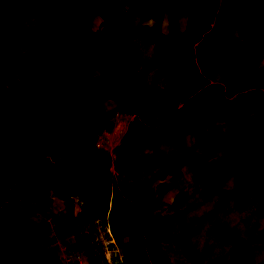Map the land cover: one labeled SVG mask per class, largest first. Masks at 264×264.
Instances as JSON below:
<instances>
[{
  "label": "trees",
  "instance_id": "trees-1",
  "mask_svg": "<svg viewBox=\"0 0 264 264\" xmlns=\"http://www.w3.org/2000/svg\"><path fill=\"white\" fill-rule=\"evenodd\" d=\"M182 1L187 5L202 2ZM63 3V0H0V29L6 31L4 39L8 48L18 55L34 51L31 57H22L18 65L10 62L0 51V175L3 156L10 151H17V156L18 152L21 156H36L40 125L25 121L24 117L39 95L50 89H70L69 80L55 73L53 59L57 57L74 68L84 69L83 61L88 52L85 41L90 37L95 43L98 74L93 76L85 72L78 86H87L91 97H105L114 90L126 89L135 66L141 60L135 95L125 103V108L137 116L130 121L131 129L126 131L115 150L125 159L114 173L111 154L96 147L82 154L78 160L57 158L50 165H70L75 169L76 174L84 179L92 210L94 203L91 197L104 194L108 204V235L118 240L123 233L131 231L135 240L144 243L153 264H158L156 255L162 241L180 247L192 264H206L202 252L186 251L180 235L170 231L163 211L177 204L179 193L186 201L182 211H215L217 205L209 188L220 187L232 173L239 175L242 187V192L234 196L238 208L246 207L245 195L255 187L258 212L264 213V110L256 111L258 126L254 130L252 124L256 112L242 114L238 106H233L227 116L220 115L190 144L189 136L206 126V121L189 118L184 107L168 112L167 106L174 100L185 103L193 86H203L210 80L224 84L229 97L250 87V82L241 80L240 73L230 70L226 57H220L212 64L210 50L219 40L220 33L235 21H252L255 28L264 25V0H212L218 5L214 25L183 9L166 11V0H79L78 5L69 6L73 29L62 33L56 29L55 21ZM36 26L41 30L39 49L35 48L32 32ZM62 35L76 39L77 47L72 50L58 47L53 41ZM250 40L254 42L255 37ZM246 47L247 43L242 42L233 55L246 56ZM26 69L24 86L15 75ZM246 71L249 72V68ZM217 98L221 102L220 94ZM58 112L65 118L58 121L56 129L60 128V135L65 138L68 116L75 110L62 104L58 106ZM236 118H241L245 126L235 125ZM220 120L225 121L227 129L222 128ZM145 125L158 127L159 137H151L144 129ZM177 129L183 133L182 153L194 158L198 175L191 187L181 188L175 193L171 182L158 180L153 186L149 177H141V174L145 157H148L150 170L161 163L166 151L159 144L160 137H167ZM243 129L254 131L255 135L252 143H244L243 154L247 157L256 154L257 158L234 167L228 139ZM29 142L33 144L30 152L27 148ZM195 147L202 148L205 155L198 156L193 151ZM254 169L262 171V176L256 183H250L249 177ZM28 171V168H21L18 172L24 174ZM13 199L12 193L0 191V264H15V256L24 240L12 225L17 213ZM224 227L229 237L238 236V231L229 229L226 224ZM180 229L186 230V227L180 225ZM28 264L64 263L49 253L46 258H38Z\"/></svg>",
  "mask_w": 264,
  "mask_h": 264
},
{
  "label": "rangeland",
  "instance_id": "rangeland-1",
  "mask_svg": "<svg viewBox=\"0 0 264 264\" xmlns=\"http://www.w3.org/2000/svg\"><path fill=\"white\" fill-rule=\"evenodd\" d=\"M63 1V6L57 11L58 14L55 24L56 29L62 31V33L73 29L71 20H68L69 6L78 5L79 3V0ZM164 9L168 12L183 9L188 14L195 15L200 20L205 21L210 25H214L218 17V5L213 4L212 0H202L199 5H187L185 1L182 0H166ZM253 25L254 24L252 21H248L245 19L235 21V23L229 29L224 30L220 33L219 40L211 47L210 50V61L215 62V60L220 57H226L230 70L240 73L242 81L251 83L248 89L229 97L226 94V89H222L223 87L221 84L207 82L203 86H193L190 90V97L189 99H187L185 104L176 100L168 104V112H171L175 108L181 110L184 105V112L188 115V117H193L195 119L200 118L208 121L206 122V126H203L201 129L193 132L189 136L190 144H193L196 139L202 134V132L209 128V124L215 121V119L219 118L220 115L223 114L227 116L233 106H238L241 113L246 115L249 113H254L257 110L258 112L259 110H264V25L261 24L258 28H255ZM32 32L37 46L41 47V30L39 26L33 27ZM5 33L6 31L4 28L0 29V51L8 49L7 40L4 39ZM252 36L255 37L254 42L250 40ZM86 42L88 46L91 45L90 48L92 50V52L87 54L85 59L86 67L84 66V69L86 68V71L83 68L68 67L66 63H64V61L62 62L59 58H57L56 67L62 68L60 70L67 73L68 77H70V79L72 80L71 82L74 87H72L68 91H50L38 96V110L32 109L31 111H29L28 114L24 117V120L34 123L35 118L39 117V115L37 114L41 113L46 115V117L42 119H44L48 126L45 128L42 125L43 122L38 121V119L36 120V124H40L41 131L38 136L35 157L30 158L29 156H21L19 152V156H17L15 154L17 151H10L9 154L3 156L6 158V163L2 164L3 172L2 175H0L1 191L7 192L6 189L9 190L12 187L16 188V186L14 185V181L16 180V177L21 176V174L18 172L21 168H28V170H30L34 165H36L40 167V169L38 168V170H41L42 168H48V166H50L49 163L53 160H56L58 156L69 158L71 156V151L69 153L65 152L62 149L71 148V142L69 141L74 139H79L83 143L82 144L80 142L78 146V148H83V150L77 149L73 155H76V158L78 157V155H82L83 153H85L82 151H86L88 149H93L96 147H104V149L107 150L113 158L111 169L114 173L117 172V166L124 162V156L120 153H116L115 150L121 143L126 131L131 129L130 121L137 116L136 114L131 113L125 108V103L128 99L133 98L135 95L139 80L141 60H139V62L135 66L134 75L129 79L126 89L122 91L114 90L105 97L94 96L92 98L88 93L89 89H86L87 86L81 85L79 87L77 83L79 79H81L85 75V72L91 75H96L95 72L98 70L95 62L96 55H94L95 43L92 42L90 37H86ZM242 42L247 43L246 56L233 55V52L238 49ZM54 43L61 46V48L64 50H72L74 47H77L76 39H73L72 37H69L67 35L59 36L54 40ZM93 43L94 45L92 46ZM33 52L34 51L32 49L30 50V52L25 54H17L16 56L10 55V60L12 62H15L16 64L18 63L19 59H21L22 57L26 58L27 56L32 55ZM248 68L249 72L246 71ZM27 72L28 69L19 71L15 75L17 80L20 81L24 86L26 85ZM83 94L89 95V97H87L85 101L80 97ZM219 94L221 102H219L217 98ZM70 100L73 101L72 105L78 107L79 109L77 113H71V115L68 116V119H71L69 132L66 131V137L62 138L59 132L60 128L57 130L56 126L52 127V124L56 123L57 125L58 121L65 118L63 114H60L58 112V104H71ZM79 110L81 111V113H83V115H80ZM48 115H50V117H47ZM254 115L255 118L252 124V128L256 130L258 126V113L256 112ZM220 122L223 129L228 128V125L225 123V121L220 120ZM86 124L88 125L87 133L85 132ZM234 124L240 127L245 126V123L241 118L234 119ZM144 129L151 137H159V135H157L158 132H160L158 127L155 129L152 126L145 125ZM253 133L254 131L249 132L243 129L240 134L231 135L229 137L228 148L233 156L234 167L249 160L250 162L251 160H256V154H252L251 157H247L243 154L242 151L244 143H252L253 139L255 138V135ZM104 134H107L109 136L107 141H103L104 139L102 138V136ZM182 139V133L180 130L168 133L167 137H160L159 144L163 145L166 154L162 158L161 163L156 165L152 170H150L148 167V157L142 159L141 177H149L153 186L158 180L171 182L173 184V190H175V193H177L181 188H184V186L193 183V180H195L198 175V168L195 165L194 158L191 155L182 153ZM100 141L103 147L100 145ZM262 144L264 146V141L262 142ZM32 147V142H29L27 147L29 152L30 149L32 150ZM193 151L198 156L205 155L204 150L200 147H195ZM12 161L14 163L13 166L11 165V163H9ZM15 161H17L18 163H16ZM68 166L66 167L68 168ZM67 168L65 170L68 176H71L73 173L71 171H68ZM70 168L75 170L72 166ZM64 169L62 168V170ZM36 172L37 171L35 170L29 174V183H27L28 185L24 189L28 190L30 188L27 192V202L31 203V201H34L36 206H41L42 209V202L45 199V203L50 201L51 204H53V202L49 198L50 194L55 196L57 194V188H61V190H63L66 186L64 183L62 184V182L61 184L60 182L57 184L52 179H41ZM66 172L63 173L62 176H66ZM261 176L262 171L254 169L251 171L249 182L256 183ZM40 182L46 183L40 186L36 185L32 187L33 184ZM241 192L242 187L239 184V175L237 174H229L225 183L220 187H210V193L213 197V200H215L217 204H222L225 207H228L229 203H232L234 196ZM255 192L256 188L254 187L248 194L245 195V198L249 200V208L244 211L239 210L245 216H257L253 211V202L255 200H252L254 198ZM18 193L19 196L16 197L17 199H13L14 204L17 207L19 205V198L21 197V189L18 190ZM54 196H51L52 199ZM101 196L103 202H105L104 194H101ZM176 201L177 204L173 208L163 211V214L165 215L170 231L172 233L179 234L181 237L184 236L186 234L185 232L187 231L181 230L180 225L190 227L191 220L189 221V219L186 217L187 215L184 214L185 212L182 211L183 207L181 205L184 202V198L181 193L178 194ZM104 213V208H100L99 216L101 220L99 221V223L102 226V222L105 217ZM42 215L43 213L39 212L32 216V219L37 221L40 227L37 230H33V234L31 231H28V234H23L25 236L27 245L33 246V248H35L36 250L42 247L39 237L42 233V228L45 230V235H48L52 229L50 224L45 222V217ZM263 215L264 213H260V216L258 217L260 219V222L264 220ZM17 216L14 218V220H16ZM261 229L263 228L260 226V230L259 228L258 230L264 233V231ZM131 234L132 232L128 231L124 233V236L122 238L121 252L126 255V257L129 250L125 249L124 245L125 242L128 241ZM192 237L193 236L190 235L189 239H192ZM86 240L89 244L94 241L93 236H89V240ZM207 244L211 246L210 242H207ZM92 245L98 248V250L94 253L101 254V252L103 253L102 250L106 243L103 238H100L99 240L94 241ZM187 251L189 253H193V250ZM16 255L17 256H15V264H25L24 257L21 256L22 254L19 253V251ZM87 256H89L88 252L87 254L82 255L84 264H89ZM38 257V255L34 256V258ZM101 257V261L105 263L106 258L104 254H101ZM156 259L158 260V264H192V262L184 256L183 251L180 247H178L174 243L167 241H162L161 249H159V252L156 255ZM236 263L240 264V262Z\"/></svg>",
  "mask_w": 264,
  "mask_h": 264
},
{
  "label": "crops",
  "instance_id": "crops-1",
  "mask_svg": "<svg viewBox=\"0 0 264 264\" xmlns=\"http://www.w3.org/2000/svg\"><path fill=\"white\" fill-rule=\"evenodd\" d=\"M22 1H30V0H22ZM68 20H71L70 16L68 17ZM93 45L94 43L92 44V46ZM57 46L61 48V46L59 45ZM86 47L88 48L87 50L88 52L86 53L87 56V54L92 52V50L90 48L91 45L88 46L87 42H86ZM35 48L39 49L40 47L37 46V44L35 43ZM2 52L6 54L7 59H9V61H11L10 55H15V56L17 55L11 52L9 48L2 50ZM28 52L30 51H27L25 53ZM32 55H30L29 57H31ZM85 59L83 61V64L86 67ZM56 60L57 57L53 59L55 73L65 76L70 82V89H71L72 87H74L71 82L72 80L70 79V77H68L65 71L60 70L62 68L56 67L57 65ZM19 61L16 64L15 62L12 61L11 62L15 65H18ZM60 61L63 62L62 59H60ZM211 63L213 64L215 62H211ZM66 65L68 67L73 68L72 65L69 64ZM95 73L97 75L98 70ZM209 82L218 84V82H214L212 80H210ZM221 85L223 87L222 89H226L227 91L226 86L224 84ZM50 91L54 92V91H62V90L50 89L46 92H50ZM80 97L82 100L85 101L87 97H89V95L83 94ZM37 98L35 104L33 105L32 108L33 110L35 109L38 110L37 108L39 107V104ZM70 102L71 104L61 103L58 104V106L64 104L66 106L72 107L73 101L70 100ZM73 107L75 112L77 113L79 108L76 106ZM79 113L80 115H83V113H81L80 110ZM37 115H39V117L35 118L34 123H36V120L38 119V121L43 122L42 125L46 128L48 125L44 121V119H42L45 118L46 115L41 113H38ZM47 117H50V115H48ZM70 120L71 119L69 118L66 122L65 130L67 132H69L70 123H71ZM38 125L40 124L38 123ZM55 126L56 123L52 124V127ZM85 126H86L85 132L87 133L88 125L86 124ZM177 130H180L182 133L181 129H177ZM69 142H71V148L62 149V150L69 153L71 151L70 153L71 156L69 158L58 156V158L78 160L81 157V155H78L77 158L76 155L75 156L73 155L77 149L83 150V148H78L81 140L74 139V140H70ZM85 143H86V139H85ZM90 150L91 149H88L82 152L87 153ZM5 159H6L5 157L2 159V163H6ZM15 162L18 163L17 161ZM9 163H11L12 166L14 165L13 161ZM65 167L66 166H61V165H57V166L50 165L48 166V168L41 167L42 169L38 170V168L40 169V167L34 165L27 173L21 174V176L16 177L15 180L16 182L14 181V185L16 186V188L12 187L9 190L6 189L7 192L12 193V196L15 200L17 199L16 197L19 196L18 190L21 189V197L19 198L20 200L18 207L16 206L17 213L15 217L17 215L18 216L16 220H14L15 217L13 218L12 225L24 238L18 251L19 253L22 254L21 256L24 257L25 264H28V262L38 258H46L49 255V253L52 256L58 257L64 264H84L82 255L87 254V252L89 254V256H87V260L89 264H110L111 262L109 260L118 263L123 262L124 264H153L151 260V255L147 250L146 246L144 245V243L135 240L134 235L132 234L124 245V248L129 250L127 257L121 252V243L124 233L116 241L113 239V237L111 238L108 236L109 228L106 222L108 204L106 200H104L105 202H103L101 194H94L91 197L92 202L94 203V209L92 210L91 204L87 200L88 193L84 184V179L82 177H79L76 174V172H74L75 170L70 168L71 166H68V168L66 167L68 171H71L73 173L71 176L70 175L68 176ZM62 168L65 169L62 170ZM35 170L37 171L36 173L37 175H39V178L45 180L52 179L53 181H55V183L58 184L60 182L61 184L62 182V184L64 183L66 186L64 187L63 190H61V188H57L58 190L55 196L50 194L49 198L51 199L53 204H51L50 201L45 203L46 202L45 199L42 202L43 203L42 209L41 206L38 205L36 206L34 201H31V203L27 202L28 199L26 194L27 190L24 189L28 185L27 183H29V178H28L29 174ZM65 172H66V176H62V174ZM193 184H194V180L193 183L184 186V189L191 187ZM0 191H1V185H0ZM209 193H210V188H209ZM51 196H54L53 199ZM245 199L247 201V205L244 209L238 208V206L235 203V200L233 199L232 203H229L228 207H225L222 204L221 206L219 205V203L217 204L216 201L214 200L217 205V208L215 211L210 213H197L194 211H185L184 214L187 215L186 217L189 219V221L191 220L190 222L191 226L190 227L186 226L187 232H185L186 234L184 236H181L186 251L193 250V253L202 252L203 260L207 262L206 264H234V263L237 264L236 262H240V264H264V233L262 231H259L260 226L263 228L261 230L264 231V227H263L264 220L260 222V219L258 218L260 216V213L258 212L257 204L255 201L253 202V211L256 213L257 216L254 215L245 216L242 212L239 211V210L244 211L249 208V200L247 198ZM252 200L255 199L253 198ZM185 204L186 201L184 200L181 206L184 208ZM102 207L104 208L105 211L104 213L105 217L102 222L103 226L99 223V221L101 220L99 216V210ZM39 212L43 213L42 216L45 217V222L49 223L52 229L48 235H45V230L42 228V233L41 235L39 234L40 243L42 247L36 250L35 248H33V246L27 245L25 236L23 234L25 233L28 234L29 233L28 231H31L33 234V230H37L40 227L38 222L32 219V216H34V214H37ZM224 224H226L229 229L238 231V236L235 238L229 237V234L225 229ZM91 235H98L99 239L103 238L105 242H110L111 254L107 255L106 252V254L104 255L106 258L105 263L101 261L102 258L101 254H103L102 252L101 254H99L98 252H97L98 254H95L94 252L97 250L88 249L89 245L86 239L89 240V236ZM190 235L193 236L192 239H189ZM207 242H210L211 246L208 245ZM36 255H38L39 257L34 258V256Z\"/></svg>",
  "mask_w": 264,
  "mask_h": 264
},
{
  "label": "built area",
  "instance_id": "built-area-1",
  "mask_svg": "<svg viewBox=\"0 0 264 264\" xmlns=\"http://www.w3.org/2000/svg\"><path fill=\"white\" fill-rule=\"evenodd\" d=\"M102 138L104 139L103 141H107L108 140V138H109V136L107 135V134H104L103 136H102ZM91 236H93V240L94 241H96V240H99V237H98V235H91ZM94 241H92L90 244L88 243V249H90V250H98V248H96L95 246H93L92 245V243L94 242ZM106 243V245L104 246V248H103V254L105 255L106 254V252H107V255H110L111 254V251H110V242H105ZM106 257H108V256H106ZM111 263L110 264H124L123 262H120V263H118V262H113V261H111V260H109Z\"/></svg>",
  "mask_w": 264,
  "mask_h": 264
},
{
  "label": "clouds",
  "instance_id": "clouds-1",
  "mask_svg": "<svg viewBox=\"0 0 264 264\" xmlns=\"http://www.w3.org/2000/svg\"><path fill=\"white\" fill-rule=\"evenodd\" d=\"M218 2L219 1H217V4H218ZM100 143V145L102 146V143H101V141L99 142ZM103 147V146H102ZM103 149H104V147H103ZM33 186V185H32ZM109 234V233H108ZM109 236V235H108ZM109 237H111L112 238V236H109ZM113 239L116 241V239L113 237ZM113 244H115V243H113ZM111 245V244H110Z\"/></svg>",
  "mask_w": 264,
  "mask_h": 264
}]
</instances>
